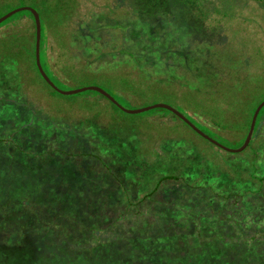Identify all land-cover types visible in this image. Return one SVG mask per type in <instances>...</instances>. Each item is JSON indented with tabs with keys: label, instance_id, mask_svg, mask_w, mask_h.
I'll list each match as a JSON object with an SVG mask.
<instances>
[{
	"label": "rangeland",
	"instance_id": "1",
	"mask_svg": "<svg viewBox=\"0 0 264 264\" xmlns=\"http://www.w3.org/2000/svg\"><path fill=\"white\" fill-rule=\"evenodd\" d=\"M115 3L79 0L61 30L76 66L84 71L70 76L73 85L124 88L129 79L125 75L142 68L156 78L191 83V96L173 88L157 100L150 87L138 86L134 90L140 102L121 105L133 110L170 103L208 135L223 136L229 140L219 139L223 145L237 148L249 120L239 112L242 101H264V14L243 1L242 8L257 20L216 32L210 29L204 5V15H209L200 18V33L214 32L206 42L213 46L218 40L220 46L218 53L210 52L208 76L200 53H188L194 41L203 40L183 30L179 17L171 26L161 19L134 23L110 11ZM258 5L264 12V4ZM116 19L135 24L134 41L109 27ZM26 27L31 34L32 25ZM8 29L0 28V36ZM163 31L170 32L168 42L153 43ZM47 48L54 61L59 49L52 33ZM134 56H148L149 61ZM159 56L167 63L155 61ZM230 61L236 63L232 70ZM28 64L27 56L16 61L0 47V222L5 211L15 210L22 214L20 222L34 230L61 235L64 253L46 251L36 264H264V108L247 148L232 153L160 110L129 115L95 94L57 96L35 79ZM214 66L222 69L214 73ZM230 95L237 96L239 110L226 102ZM62 107L74 116L52 112ZM79 113L97 114L81 122L80 129H87L82 138L74 125L64 131L60 120L76 124ZM49 115L51 123L41 120ZM15 223H0V229ZM92 228L113 247L110 256L101 251L104 243L81 250L75 235L82 232L89 240ZM14 229L1 238L9 245L0 247V254L12 259L0 264H13L11 253L22 234L20 227ZM49 240L58 245L55 238Z\"/></svg>",
	"mask_w": 264,
	"mask_h": 264
},
{
	"label": "trees",
	"instance_id": "2",
	"mask_svg": "<svg viewBox=\"0 0 264 264\" xmlns=\"http://www.w3.org/2000/svg\"><path fill=\"white\" fill-rule=\"evenodd\" d=\"M243 1H249L250 3H254L255 7L253 8V10H255L258 14H261V16L264 14V12L261 11L260 7L258 8L256 7L259 6L258 4H264V0H195V2H193V0H116L114 9L113 10L111 9L110 11H112L116 17L120 18V17L128 16L129 18L132 19V22L143 21L144 24H150V22L154 21L155 19H161L159 21H164V22L169 21L166 24L168 26H171L172 25L171 23L174 24L172 20L177 19L179 17V19H181L184 23L181 26L183 30L188 29L195 34V37L200 36V39L203 40V43L195 42L194 40H196L197 38L193 37L195 47L192 44V48L188 50V53H192V51H198L200 53L199 59H202L205 63V67H203L202 69H204V73L210 76V64H208V61L210 62V52L211 54L218 53L217 49H219L220 46H218L219 44L218 40L216 41L218 44L217 45L213 44V46H210L206 42L208 41L207 35L212 37V34H214V32H210V34L200 33L199 29L201 28L199 25V20L200 18L201 19L206 18L209 15L207 14V16L205 17L204 14L207 12L204 5H207L209 9L208 13H210L209 18L211 23L210 29H216V32H218L223 29H229V30L238 29L241 26L243 27L245 26V21L253 22L254 20H257L256 17L248 13V9L242 8L241 3ZM0 6L2 7L0 8V17L8 13L9 11L21 6H30L39 13L40 23H41L40 60L44 71L46 72L47 76L51 79V81L61 89L79 88L80 86L73 85V81L70 79V76L79 72L84 73V71L81 70L78 66H76V60L74 59L72 51L69 48L67 37L66 36L64 37L63 32H61V30L63 28H66V26L68 25L67 20L71 18L73 14L72 12L75 10L76 7L79 6V0H0ZM243 9L245 12L243 11ZM54 14L55 16L53 17ZM57 14H59L60 17L62 16L61 20L58 19ZM134 23L125 24L124 20L116 19L112 23H109V27L118 29L123 34V37L125 39L129 41L130 40L134 41L137 38V36H134L133 34L134 32H136V29L134 28L135 27ZM29 24L32 25V29H33L31 34H29L30 30L26 31L27 30L26 26H28ZM9 26L10 29H8V33L0 36V47L2 52L12 56L16 61L19 60V57L27 56L29 59V64H28L29 71L35 74L36 80L43 83L49 90H51V92H53L57 96L69 97V96L61 95L56 91H54L45 82V80L42 78L36 67L35 23L32 14L28 11L19 12L13 15L12 17H10L9 19H7L6 21H4L2 24H0V28L2 27L8 28ZM50 33H52V35H54V38H56L57 48L59 49L56 59L54 60L55 62L51 61L52 58H49V52L47 48V39ZM168 35H170L169 31H163L159 33L156 37H154L153 43L163 45V43L168 42L167 40ZM179 40L181 39L173 40V42L175 43L176 41V43H178ZM183 43L184 41L181 42V44ZM196 43H199V46ZM203 49H207L208 52L204 53L202 51ZM185 55L188 56V54L183 53V57L187 59L188 57H185ZM145 57L148 58V56H139V57L134 56L135 59H142L148 62L149 60ZM154 59L155 61L157 60L162 64L167 63V61L165 59H162L161 56ZM232 66L236 67L235 61L231 62V65L229 66L231 70L233 68ZM212 69L213 72L216 73L215 72L216 69L220 71L222 67L216 68V66H214L212 67ZM144 70H145L144 68L139 69L138 71L134 70L129 75H125L129 79H127L128 81L124 88L107 89L106 87H102V86L99 87L109 92L120 104L125 102L131 103L133 101L140 102V98H138L139 93L134 90L138 86L150 87L153 90V92L156 93V95L154 96L156 100L160 99V93L162 91H170L173 88L174 89L179 88L180 91L186 93V95L188 96L192 95L191 83L187 82L188 84H185L183 82L175 81L174 78L171 79L169 77L156 78L155 76H153V74L150 73L147 74V72ZM234 72L235 71H230L231 74H233ZM125 76H118V77L125 79L126 78ZM209 82H210V78H209ZM101 83H103L104 86L110 87V84L106 82H101ZM27 84L29 87L31 86L30 82H27ZM234 85L235 83H232L231 86ZM23 89L24 88L22 86L21 91H24ZM194 91L195 94L199 92L198 89ZM87 94H95L100 98H104L105 100H107L105 97L94 91H87L77 95H87ZM165 99H168L169 101H174L173 99H171V97H165ZM227 99L228 100L226 102L230 104L232 109L236 108L237 110H239L236 107L237 105L236 102L238 101L237 96L230 95ZM245 100H247V98H245L242 101L241 103L242 108H240L239 112L242 115H244L245 118L247 117L248 119L249 117V120L247 121L246 132L244 131L245 135L240 141V143L237 145V148L242 145L246 133L249 129L252 115L256 107L261 102L259 101L256 105H252L251 102L249 101L247 102ZM107 101L110 102L109 100ZM174 103L177 104L175 101ZM87 105L88 107H94V105L90 103H88ZM112 105L116 109L120 110L114 104ZM263 108L260 110L257 116L256 125L259 120L258 118L261 116V112ZM156 110H160L161 111L160 113L171 115L176 119L180 120L177 116H175L174 114H172L171 112L165 109H155L151 111H156ZM65 111L67 110L64 107H62L60 109L54 108L52 112L63 113ZM66 113L71 114V116L72 115L74 116L75 114L71 111H67ZM68 114L64 116H68L70 118ZM79 114L81 120H79L80 122H77L76 124L75 123L71 124V122H69V119H66L65 117H62L60 120L62 125L61 128L64 131L69 130L71 126L74 125V130L76 131L77 136L82 138L84 137L87 129L85 126H84L85 129L82 128L80 129V126H82L81 122L86 119L96 118L97 114H93V113H88V114L79 113ZM48 117H52V116L51 115L44 116L41 120L46 123H51ZM63 119L66 120L67 122H65ZM180 121L184 123L182 120ZM202 131L206 133L205 130ZM209 136L212 137V135ZM218 136L219 139L222 138L223 140L229 141L223 136L220 135ZM212 138H214V136ZM214 139L220 142L218 138H214ZM174 147L175 145L169 147V150L171 151ZM13 214L14 217L8 218L10 215ZM20 219H22L21 212H18L17 214V211L15 210H8L4 212L3 221L0 222L1 226H3V224L8 225L9 222H16L14 227L8 226L7 229L6 227H2L0 229V247H6L7 245H9L1 241V238L4 237L3 235H5V233H9L10 235H12V232L13 230H15L14 228L16 227H20L19 231L22 233L21 238L19 240V246L18 247L16 246L13 252L11 253L14 254L15 256L13 264H17V263L36 264V262L40 260V257L46 251L64 253L65 243L61 240L62 239L61 235H59L58 232L53 233L48 231H42L38 228L34 230L33 229L34 227H32L30 224L26 222H20ZM39 237L42 238V241H37V238ZM75 237L81 244L82 246L81 250L83 252H85L87 249H89L90 246L94 244L104 243L106 241V239L100 236L99 229L94 230L93 228L90 231L89 240L87 239L86 236L82 235V232L75 235ZM51 238H55L58 245L54 242H49L50 241L49 239ZM9 249H11V247H9ZM101 251L106 255L110 256L112 254L113 247H109L107 244H105L104 248H102ZM61 253H59L61 256L60 258L64 260L65 258L62 257ZM11 259H12L11 256L7 257L6 255L3 256L0 254V261L3 263H8Z\"/></svg>",
	"mask_w": 264,
	"mask_h": 264
},
{
	"label": "water",
	"instance_id": "3",
	"mask_svg": "<svg viewBox=\"0 0 264 264\" xmlns=\"http://www.w3.org/2000/svg\"><path fill=\"white\" fill-rule=\"evenodd\" d=\"M23 11L30 12L33 16L34 23H35V64H36V67H37L40 75L42 76V78L45 80V82L57 93L64 95V96H73V95H77V94L87 92V91H94V92L102 95L103 97H105L112 104H114L117 108H119L121 111H123L124 113L129 114V115H137V114L149 112V111L155 110V109H165V110L171 112L172 114H174L175 116H177L180 120H182L187 126H189L200 137L207 140L208 142L215 145L216 147H218L222 150L228 151V152L240 153V152L244 151L247 148L248 144L250 143V140H251L252 135L254 133L257 116H258L260 110L264 107V101H262L256 107V109L252 115V119L250 122L247 137L245 138L242 145L238 148H229V147L221 144L220 142H218L214 138L210 137L208 134L204 133L194 123H192L183 113H181L179 110H177L176 108H174L173 106H171L169 104L157 103V104H152V105L145 106V107H142L139 109L131 110V109H127V108L123 107L121 104H119L116 101L115 98L112 97V95H110L106 90H104L103 88H101L99 86H84V87H79V88L69 89V90L60 89L47 76V74L44 71L42 64H41V60H40L41 23H40L39 13L34 8H32L30 6L17 7L15 9L9 11L8 13L4 14L3 16H1L0 17V24H2L4 21L9 19L13 15H15L19 12H23Z\"/></svg>",
	"mask_w": 264,
	"mask_h": 264
}]
</instances>
